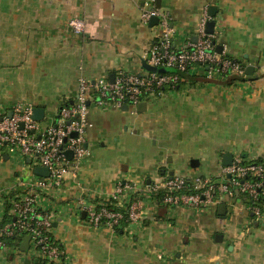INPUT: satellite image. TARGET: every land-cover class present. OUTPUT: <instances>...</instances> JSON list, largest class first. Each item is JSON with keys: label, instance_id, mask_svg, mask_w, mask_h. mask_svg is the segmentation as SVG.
<instances>
[{"label": "crops", "instance_id": "0c3cea01", "mask_svg": "<svg viewBox=\"0 0 264 264\" xmlns=\"http://www.w3.org/2000/svg\"><path fill=\"white\" fill-rule=\"evenodd\" d=\"M150 6L168 14L177 49L197 38L206 14L217 45L251 74L227 86L194 67V83L180 80L144 110L91 103L90 154L44 202L55 213L51 235L66 264H264V228L244 201L169 208L143 195L166 178L217 180L226 154L264 161V0H0V112L31 104L44 111L43 127L72 104L80 79L144 76L159 35L141 21ZM73 18L82 34L68 26ZM20 177L29 179L27 167L0 148V202L24 190ZM118 185L127 201L141 199L139 219L119 233L86 225L81 202H107ZM39 260L31 248L0 250V264Z\"/></svg>", "mask_w": 264, "mask_h": 264}, {"label": "built area", "instance_id": "2783aa9c", "mask_svg": "<svg viewBox=\"0 0 264 264\" xmlns=\"http://www.w3.org/2000/svg\"><path fill=\"white\" fill-rule=\"evenodd\" d=\"M155 17L158 18L159 35L146 58L150 68L183 73L199 66L206 79L217 78L222 81L227 75L237 78L246 76L240 62L223 58L226 56L223 50L220 53L216 51L219 32L216 29L212 34L205 32L209 21L206 14L199 26L197 41H189L180 49L174 48L172 44L173 30L168 14L154 6L141 9L142 22L148 23ZM68 26L76 35L84 32V23L80 19L69 20ZM179 82L176 74H161L157 71H149L144 76L119 72L112 81L104 78L93 81L80 79L78 93L72 104L62 105L57 115L44 123L43 127L42 123L32 119L34 107L31 104L16 103L8 110L1 111L0 148L8 155L16 156L27 167L30 177L27 180L19 178V183L24 187L21 193L0 202V222L7 205V214L13 219L12 223L0 229V234L29 236L28 248L36 252L45 264H66L62 248L51 235L55 213L47 209L44 202L50 192L62 191L65 178L75 174L81 162L90 154L86 148V134L91 127L88 120L90 104L98 108L110 104L118 108L125 105L135 112L140 103L158 98L165 88L175 90ZM68 151L71 152V159L66 156ZM36 167L46 168L48 176L34 175L33 169ZM187 185L183 177L166 178L161 185L146 186L143 195L162 193L161 205L169 208H204L217 206L224 200L243 201L239 195L257 200L258 191L264 195V161H246L236 157L230 166L221 167L217 180L194 178ZM127 194V189L117 186L109 199L117 201L115 210L99 207L98 203L91 200L82 201L85 224L114 230L123 218L120 210L126 208L129 224L137 221L141 199H135L128 207L123 206ZM247 206L253 218L264 228V212L258 207ZM50 236L52 242L49 241ZM7 248L0 240V250Z\"/></svg>", "mask_w": 264, "mask_h": 264}, {"label": "trees", "instance_id": "16d2710c", "mask_svg": "<svg viewBox=\"0 0 264 264\" xmlns=\"http://www.w3.org/2000/svg\"><path fill=\"white\" fill-rule=\"evenodd\" d=\"M223 58L225 59H229V60H233V61H236L234 59H232L230 56L226 55L224 56ZM238 62V61H237ZM196 67H199V66H196ZM194 68V67H193ZM200 68V67H199ZM160 70V69H159ZM163 70V69H162ZM189 70H187L186 72H183V73H179V72H175V71H170V70H165V71H157L161 74H176L179 78V80H184V81H188L190 83H194L195 80H197V76H191L189 74ZM237 80H240L238 79L237 77L235 76H231V75H227L226 76V79H225V85L229 86L231 85L234 81H237ZM179 84L181 85V83L179 82L177 87L175 89L178 88ZM165 90H169V89H164ZM256 162H262V161H256ZM188 185H190V181L192 179H188V178H185ZM189 190H184L183 192H188ZM162 196L163 194L162 193H157L155 195H153V198L159 203L161 204V199H162ZM240 198L243 199L244 203L246 205H249L250 207H258L260 209L261 212H264V195L261 194V191H258V197H257V200H252L250 199L248 196L246 195H239ZM135 201V198L133 197L132 199H129V201H125L124 205L123 206H126L128 207L129 204L131 202ZM99 207H104L108 210H115L116 209V204H117V201H112V200H108L107 202H99L98 203ZM122 209V208H121ZM9 210V205L6 206L5 208V212L2 216V219H1V222H0V229L3 228L6 224H9V223H12L13 222V219L12 217H10L7 212ZM123 214V218L119 221L118 225L114 227V232L115 233H119L120 231H123L128 225H129V222L127 220V208L124 209V210H120ZM253 217V216H252ZM24 237L23 236H20L18 235L17 233L16 234H13L11 236H4V235H1L0 234V240L2 242H4V244L8 247V248H11V249H18L20 248V244L22 242V239ZM49 241L52 242V238L51 236L49 237ZM39 262L41 264H44L45 262L43 260H39Z\"/></svg>", "mask_w": 264, "mask_h": 264}, {"label": "water", "instance_id": "95a60500", "mask_svg": "<svg viewBox=\"0 0 264 264\" xmlns=\"http://www.w3.org/2000/svg\"><path fill=\"white\" fill-rule=\"evenodd\" d=\"M208 13H209V16L211 17V18H213L214 16H215V14H216V9L215 8H213V7H211V8H209V10H208ZM157 22H158V18H151L150 19V21H149V25L150 26H154V25H156L157 24ZM214 25H215V23H214V21H210V22H207L206 23V27H205V32L207 33V34H212L213 33V30H214ZM196 39L197 38H192V41L193 42H196ZM216 51L218 52V53H220L221 51H222V47L221 46H217L216 47ZM148 70L149 71H159L160 72V70H156L155 68H148ZM251 71H252V68L251 67H248V68H246L245 69V74L246 75H250L251 74ZM113 80V76H111V78H110V80L109 81H112ZM145 107H146V104L145 103H140L138 106H137V109L138 110H144L145 109ZM126 106L124 105L123 107H122V110H124V111H126ZM43 117H44V111L42 110V109H40V108H34L33 109V113H32V119L34 120V121H37V122H39V121H41L42 119H43ZM72 136H74L75 137V134H72ZM66 156H67V158L68 159H71V152H66ZM231 163H232V156L231 155H229V154H226V155H224V157H223V162H222V164H223V166H230L231 165ZM191 164L193 165V164H197V162H195V161H192L191 162ZM33 174L34 175H37V176H41V177H47L48 176V171H47V169L46 168H44V167H36V168H34L33 169ZM219 210H222L223 212L225 211V206L223 205V206H220V208H219ZM82 219H84V217H85V213L84 212H82ZM29 240H30V238H29V236H25L23 239H22V242H21V244H20V250L21 251H23V252H26L27 250H28V243H29Z\"/></svg>", "mask_w": 264, "mask_h": 264}]
</instances>
